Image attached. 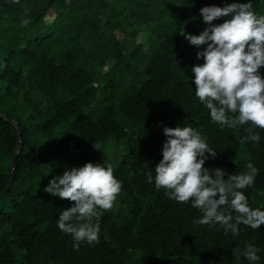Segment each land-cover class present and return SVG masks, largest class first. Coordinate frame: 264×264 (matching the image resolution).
<instances>
[{"label": "trees", "instance_id": "trees-1", "mask_svg": "<svg viewBox=\"0 0 264 264\" xmlns=\"http://www.w3.org/2000/svg\"><path fill=\"white\" fill-rule=\"evenodd\" d=\"M232 2L53 0L39 12L0 5V192L19 133L22 144L14 181L0 197V264H252L242 253L247 243L264 249V225L241 224L233 235L195 223L199 209L168 198L146 175L151 168L155 176L162 159L164 126L189 125L217 151L206 167L229 175L247 162L259 168L243 191L264 209V128H255L262 137L255 144L243 139L249 125L221 128L211 119L191 72L207 45L198 48L184 34L208 26L202 7ZM253 8L264 14V0H253ZM90 161L111 164L122 190L113 208L99 210V242L76 248L57 226L75 202L44 188L67 167ZM259 255L256 264H264Z\"/></svg>", "mask_w": 264, "mask_h": 264}, {"label": "clouds", "instance_id": "clouds-1", "mask_svg": "<svg viewBox=\"0 0 264 264\" xmlns=\"http://www.w3.org/2000/svg\"><path fill=\"white\" fill-rule=\"evenodd\" d=\"M200 13L208 26L198 35L184 33L192 45H207L197 52V58L204 62L191 67L195 95L221 128L249 125L243 139L258 144L262 137L255 128H264V14L254 10L253 0L204 6ZM221 17L230 18L213 23ZM163 131L166 140L162 159L154 168L155 176L151 168L147 172L149 183L154 181L168 198L190 202L199 209L202 215L195 223L219 224L225 234L230 231L238 235L241 224L253 229L264 225V209L253 207L243 191L255 184L259 174L253 162L246 163L245 171L231 175L227 169H210L205 166L206 160L209 154L215 157L217 151L201 132L181 124L164 126ZM94 147L98 149L96 144ZM121 190L122 181L114 175L111 164L91 161L67 167L44 188L47 193L75 202L59 213L57 226L72 235L76 248L80 242H99V210L113 208ZM261 251L264 249L247 243L242 254L256 264ZM234 253L239 259L240 254Z\"/></svg>", "mask_w": 264, "mask_h": 264}, {"label": "water", "instance_id": "water-1", "mask_svg": "<svg viewBox=\"0 0 264 264\" xmlns=\"http://www.w3.org/2000/svg\"><path fill=\"white\" fill-rule=\"evenodd\" d=\"M53 2V0H44L43 3L37 5V6H32V7H29V6H22V5H19L15 2H12V1H1L0 2V5H8V6H11L13 8H16V9H19V10H22V11H27V12H39L43 9H45L47 6L51 5ZM5 119H10L8 116L4 117ZM0 119H1V116H0ZM16 127H17V130L19 131V124H16ZM19 146L17 147V150L12 158V163H11V178H10V181L8 183V185L0 192V197H2L3 195L6 194V192L10 189L13 181H14V177L16 175V161H17V155L18 153L20 152V149H21V133H19Z\"/></svg>", "mask_w": 264, "mask_h": 264}, {"label": "rangeland", "instance_id": "rangeland-1", "mask_svg": "<svg viewBox=\"0 0 264 264\" xmlns=\"http://www.w3.org/2000/svg\"><path fill=\"white\" fill-rule=\"evenodd\" d=\"M117 36H118L120 39L123 38V35H122L121 33H119V32H117ZM139 39H140V38H139Z\"/></svg>", "mask_w": 264, "mask_h": 264}]
</instances>
